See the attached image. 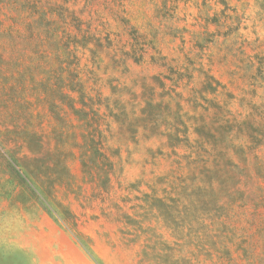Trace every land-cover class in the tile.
Listing matches in <instances>:
<instances>
[{"label": "rangeland", "instance_id": "obj_1", "mask_svg": "<svg viewBox=\"0 0 264 264\" xmlns=\"http://www.w3.org/2000/svg\"><path fill=\"white\" fill-rule=\"evenodd\" d=\"M65 95L106 121L109 195ZM55 150L73 220L4 168ZM0 264H264V0H0Z\"/></svg>", "mask_w": 264, "mask_h": 264}, {"label": "trees", "instance_id": "obj_2", "mask_svg": "<svg viewBox=\"0 0 264 264\" xmlns=\"http://www.w3.org/2000/svg\"><path fill=\"white\" fill-rule=\"evenodd\" d=\"M64 98L71 112L81 122L78 128L84 130L79 135L81 142L75 144L80 152L83 173L87 181L95 186L99 196L109 195L113 190V177L118 170L113 160L114 155L108 147L107 129L102 128L107 126L106 121L95 113L90 114L83 108L78 109V103L73 98L69 96ZM80 104L84 108H90L84 103V100ZM28 147L29 150L34 148L32 145ZM60 152V150H55L46 157L37 156L36 153L31 152L34 158H23L20 161L7 152L9 162L4 168L7 171L9 184L13 187L11 193H13L12 199L14 201L19 200L23 205L34 202L51 216L61 213L68 220H73V215L57 200L55 195L57 186L67 183L71 178L67 160ZM146 199H148L149 205L146 207L135 205L133 209L148 212L150 209H154L156 204H161L159 200L152 199V197L146 196ZM116 206L121 211V218L126 221V224H129L127 226H136L133 233L139 232L141 223L144 221L143 215H139V221H136L130 219L126 213H122L123 209L119 205ZM128 221L129 223H127Z\"/></svg>", "mask_w": 264, "mask_h": 264}]
</instances>
